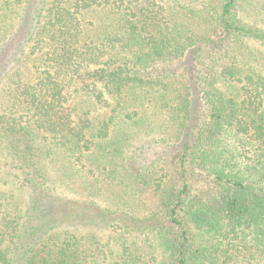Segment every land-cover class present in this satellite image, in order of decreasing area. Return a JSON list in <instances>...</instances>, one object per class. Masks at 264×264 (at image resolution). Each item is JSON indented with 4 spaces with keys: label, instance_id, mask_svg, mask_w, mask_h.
<instances>
[{
    "label": "trees",
    "instance_id": "16d2710c",
    "mask_svg": "<svg viewBox=\"0 0 264 264\" xmlns=\"http://www.w3.org/2000/svg\"><path fill=\"white\" fill-rule=\"evenodd\" d=\"M166 262L264 264V0H0V264Z\"/></svg>",
    "mask_w": 264,
    "mask_h": 264
},
{
    "label": "rangeland",
    "instance_id": "374dc122",
    "mask_svg": "<svg viewBox=\"0 0 264 264\" xmlns=\"http://www.w3.org/2000/svg\"><path fill=\"white\" fill-rule=\"evenodd\" d=\"M155 151H156V152H153V151L150 150V152L147 153L148 156L146 155V156H147L146 158H148V159H146V158H145V159H146V160H149V159L159 158V157L156 156L157 154H158L160 157H161V156H164V155H163L164 153H162V151L157 150V149H156ZM143 158H144V157H143ZM169 158H170V157H169ZM170 160H171V159H169L168 161L170 162ZM162 167H165V164H163ZM159 169H160V168H159V166H158V167H157V170L160 171ZM98 236H100L104 241H108V238H109V234H108V232H103V231H102V232H98ZM156 256L158 257L159 260H161V256H160L159 253H156ZM166 263H167V262H166ZM167 264H168V263H167Z\"/></svg>",
    "mask_w": 264,
    "mask_h": 264
}]
</instances>
